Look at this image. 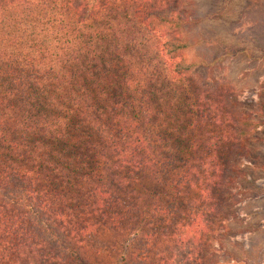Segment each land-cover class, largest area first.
<instances>
[{"label": "trees", "instance_id": "16d2710c", "mask_svg": "<svg viewBox=\"0 0 264 264\" xmlns=\"http://www.w3.org/2000/svg\"><path fill=\"white\" fill-rule=\"evenodd\" d=\"M188 9L0 0V264H174V240L205 260L259 124L191 86Z\"/></svg>", "mask_w": 264, "mask_h": 264}, {"label": "rangeland", "instance_id": "374dc122", "mask_svg": "<svg viewBox=\"0 0 264 264\" xmlns=\"http://www.w3.org/2000/svg\"><path fill=\"white\" fill-rule=\"evenodd\" d=\"M180 1L195 16L180 32L192 46L184 57L197 61L191 86L196 89L201 80L213 79L217 90L237 95L238 111L259 127L244 142L247 156L231 191L233 216L224 223L226 229L214 236L202 234L200 247L210 245L205 244L206 258L199 262L193 255L196 243L185 241L179 248L172 241L174 264H264V0ZM190 201L187 196L184 205ZM226 207L217 200L218 212ZM202 220L212 230L219 219L209 212Z\"/></svg>", "mask_w": 264, "mask_h": 264}]
</instances>
